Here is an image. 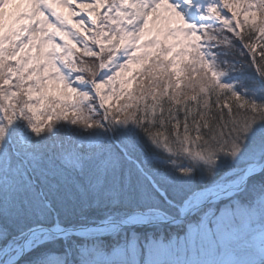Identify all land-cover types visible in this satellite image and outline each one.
I'll use <instances>...</instances> for the list:
<instances>
[{
    "label": "rangeland",
    "instance_id": "rangeland-1",
    "mask_svg": "<svg viewBox=\"0 0 264 264\" xmlns=\"http://www.w3.org/2000/svg\"><path fill=\"white\" fill-rule=\"evenodd\" d=\"M185 2L189 3L188 0H170L186 23L197 27L211 22L208 20L210 7L219 2L223 4V0H193V4L185 7ZM81 15L88 24L86 14ZM221 15L231 18L232 12L223 9ZM49 19L55 22L54 18ZM198 35L207 41L202 33ZM209 35L216 37L209 50L217 55L218 70L224 73L222 82L233 87L238 83L239 91L251 94L263 106L264 77L257 74L255 65L250 62V53L242 47L243 41L226 29L222 30L219 21L213 24ZM250 64L255 71L250 69ZM73 86H76L75 81ZM89 103L96 107L98 100ZM112 106L115 108L116 104L113 102ZM102 112L103 109L97 107L95 113H89L94 126L84 121L74 123L72 119H62L54 121L39 134L23 117L12 122V132L0 116V125L6 129L0 140V213L3 212L0 214V256L3 253L8 254L7 258L9 254L13 255L30 229L18 236L11 235L19 228L23 230L27 221L36 222L38 215H42L40 210L47 207L54 213L55 223L50 228L126 222L137 217L139 212L148 225L110 230L113 232L108 235L110 241L105 236L94 235L92 238L53 236L37 242L29 253L13 264H264V170L251 175L241 193L217 203L205 197L200 203L201 208H196L195 201L191 212L184 214L183 207L207 188L190 194L182 205L171 201L163 190L165 196L156 190L143 163L129 155L108 126V123L116 126L119 135L131 147H136L144 163L153 162L159 169L160 165L165 166V177L159 176L166 179L175 196L180 197L187 195L198 183L212 181L209 187L238 183L247 168L264 161V113L261 119L249 114L242 124L230 121L225 128L210 127L211 123L208 127L201 126L200 141L189 146L181 135L182 141L176 148L170 142L166 147L162 138L160 141L154 136L148 137L150 145L146 146L144 139L147 137L140 135L136 120H100ZM212 113H216L215 106ZM194 131L193 136L196 135ZM13 136L29 158L21 155L13 144ZM34 165L43 167L45 173L38 171L35 174ZM218 171H221L219 179L215 178ZM37 175L43 187L60 198L61 211L69 224L59 221L44 189L38 184ZM143 177L165 202L172 205L173 210L166 212L169 218L183 220V224L164 223L167 227L159 224L163 220L159 212L163 210L153 204L152 191ZM66 201L72 206L68 207ZM78 201L86 209L81 216L79 210L71 209ZM154 205L157 209L151 207ZM139 206L142 208L138 209ZM23 214L27 217H21ZM101 214L108 215L103 217ZM11 220H14L13 224ZM169 229L172 230L167 231ZM80 240L85 242L77 243ZM60 244L63 250H59ZM7 258H0V262L6 263Z\"/></svg>",
    "mask_w": 264,
    "mask_h": 264
},
{
    "label": "snow or ice",
    "instance_id": "snow-or-ice-1",
    "mask_svg": "<svg viewBox=\"0 0 264 264\" xmlns=\"http://www.w3.org/2000/svg\"><path fill=\"white\" fill-rule=\"evenodd\" d=\"M208 11L211 22L197 27L170 0H0V116L26 118L39 134L62 119L94 126L89 113L98 107L100 120L156 125L166 147L170 135L200 141L214 106L244 123L264 106L222 82L209 30L219 21L243 41L264 77V0H223ZM5 131L0 125V140Z\"/></svg>",
    "mask_w": 264,
    "mask_h": 264
},
{
    "label": "trees",
    "instance_id": "trees-1",
    "mask_svg": "<svg viewBox=\"0 0 264 264\" xmlns=\"http://www.w3.org/2000/svg\"><path fill=\"white\" fill-rule=\"evenodd\" d=\"M247 34L245 35V40H247ZM250 69H252V71H255V70H253L254 69V67H253V65H251L250 64ZM255 74V73H254ZM236 86H238V83H235V85H234V89H235V87ZM235 91H239V88H237L236 87V89H235ZM238 93H241L246 99H248L250 102H254V103H256L257 105H260V103L261 102H259V101H257V100H259V99H257V98H253L252 96H251V94H249L248 95V93L247 92H243V91H239ZM264 106V105H263ZM224 112L223 113H221V112H216V113H212V118L211 119H209V125H210V123H211V125H210V127L212 126L213 128H221V126H228V124H230L229 122L230 121H233V117L232 116H230L228 113H227V110L225 109V110H223ZM262 113H264V108H262V110L260 111V112H256V113H251L250 112V114H252L253 115V117L255 118V119H261V115H262ZM218 115V116H217ZM232 115L233 116H236L237 115V113H236V107H235V102H233V112H232ZM180 118H181V120L183 119V113L181 112L180 113ZM213 121V122H212ZM137 122V121H136ZM216 123V124H215ZM150 124V125H149ZM215 124V125H214ZM10 125V128H11V130H12V132L14 131V129H13V124L11 123V124H9ZM138 125H139V127H138ZM108 126L110 127V129L114 132V135L116 136V139L120 142V144H122V146H125V148L127 149V151H128V153H129V155H131V157H133V158H135V159H137L139 162L141 161L142 163H143V165H144V167H145V169H146V171L148 172V174L150 175V176H152V178H153V180L155 181V183L158 185V187L161 189V190H163L165 193H166V195H167V197L171 200V201H173V202H175V203H177L178 205H182L183 204V202H184V200H186L188 197H189V195L190 194H192V193H194L196 190H198V189H204V188H208L209 186H211L212 185V181H209V182H203V183H198L196 186H194L193 188H192V190L187 194V195H185V196H180V197H178V196H175V194L173 193V191L171 190V187H170V185L166 182V179H164V178H162L161 176L163 175V177H165V174H164V169L166 168L165 166H163V165H160L161 166V168L159 169V168H157L156 166H155V164H153V162L152 163H149V162H146V163H144L143 161H142V159H141V157H139L138 156V154H137V151L138 150H136V147H131L130 146V144L127 142V140L122 136V135H119V132H118V130H117V128H116V126L113 124V123H108ZM137 127L139 128V132H140V135H142V136H144V137H147V138H145L144 139V144H146V146H148V145H150L149 143H148V141L150 142V139H148V137H153L154 135H153V131H156L157 129H155V125H153L152 123H150V122H145V121H140V122H137ZM202 127H203V125H202ZM224 127V128H225ZM152 129H154L153 131H151ZM194 131V130H193ZM11 132V133H12ZM195 132V131H194ZM164 134H167V135H170L168 132H166L165 131V133ZM12 140H13V144H15V146L18 148V150H20V153H21V155L22 156H24V157H28L29 158V156H28V154H27V152H26V150H24L23 149V147H20V143H18V140H17V138H15L14 136L12 137ZM180 140L182 141V139L181 138H179V137H175V136H173L172 138H171V135H170V139H169V141L168 142H170V143H172V144H170V145H172L173 147H176L177 148V146L176 145H178V143L180 142ZM127 144V145H126ZM131 147H129V146ZM142 148H144V146H142ZM119 151V150H118ZM182 162H184V160L182 161ZM263 162V161H262ZM258 163H261V161H259ZM150 164V165H149ZM152 165V166H151ZM185 166H186V164H185ZM152 167H154V168H152ZM42 168L43 167H41V166H36V165H34V170H35V174L37 173L38 174V171H41V172H43V173H45L43 170H42ZM157 168V169H156ZM220 174H221V171H218V172H216V174H215V178H217V179H219L220 178ZM142 175V174H141ZM159 175H161V176H159ZM37 181H38V184H40V186L44 189V191H45V194L47 195V197H48V202H50V204H51V207H52V209L54 210L55 209V214L57 215V217H58V219H59V221H61V222H66V223H68L69 224V222L70 221H68V220H65L64 219V211L62 210L61 211V208H60V204H61V202L59 201L60 200V198L58 199V198H56V197H54L53 195H52V192L51 191H48L46 188H44L43 187V185H42V183L40 182V180H39V175H37ZM143 179H144V181L148 184V186H149V189H151V193H152V195H153V204L154 203H156V204H158L162 209L161 210H163V211H165V212H171V209L173 208L172 207V205L171 204H169L168 202H165V200L163 199V197L159 194V193H157V191L147 182V180H146V178H144L143 177ZM90 197V196H89ZM55 198L57 199V200H55ZM91 198V197H90ZM84 201H87V199H83ZM66 204L68 205V207H71L72 205L71 204H69V202H67L66 201ZM152 204V205H153ZM73 207L71 208V209H73V211H75V209H77V210H79V215L81 216L85 211H86V209H85V207L82 205V203H80L79 201L78 202H74L73 203ZM152 208H156L157 209V207H155V205L154 206H151ZM140 208H142V207H140L139 206V208L138 209H140ZM168 210V211H167ZM173 210V209H172ZM40 214H42L41 216H39L38 215V220H36V222H29V221H27L26 222V224L22 227V228H24L23 230L21 229V228H19L20 230H18V231H16V232H14L12 235H11V237L12 236H18V235H20L21 233H23V232H25L26 230H29V229H31V228H33V227H35V226H39V225H46V226H51V225H53L54 223H55V220H54V213L50 210V208H47V207H45V208H42L41 210H40ZM72 211H70V213H71ZM2 214H3V212H1ZM0 213V214H1ZM26 214H23L21 217H27V216H25ZM103 217H106L107 215L106 214H101ZM100 216V215H99ZM99 216L98 217H96V218H99ZM175 216V215H174ZM73 217H74V215H73ZM103 217H100V218H103ZM12 222H11V224H13V222H14V220H11ZM77 222V221H76ZM11 226V225H10ZM165 227H167V226H165ZM141 229V228H140ZM173 229V228H172ZM172 229H170V230H172ZM141 230H146V228H143V229H141ZM169 230V231H170ZM174 230V229H173ZM106 240L107 241H110V237H107L106 238ZM81 242H83V241H77V243H80L81 244ZM106 244H107V242H106ZM69 245V244H68ZM110 245H113V243H110ZM63 245L62 244H60V248H59V250H63ZM102 249H106V248H102Z\"/></svg>",
    "mask_w": 264,
    "mask_h": 264
},
{
    "label": "bare ground",
    "instance_id": "bare-ground-1",
    "mask_svg": "<svg viewBox=\"0 0 264 264\" xmlns=\"http://www.w3.org/2000/svg\"><path fill=\"white\" fill-rule=\"evenodd\" d=\"M192 1L193 0H191L190 3L193 4L194 2ZM190 3L185 2L184 3L185 7H188ZM256 170L257 168L254 166H250L249 168H247V170L244 173V176L238 183L232 182L227 185H220V186L217 185L213 187H208L207 189L203 190V192L198 194L194 201H190L189 203H187L188 205H185V207H183L182 209L183 213L185 214L186 212L187 213L191 212V209H193V202L195 201H197L196 208L198 207L201 208L203 205H201L200 203L205 197L208 200H210L212 203H217L223 198L226 199V198L237 195L238 193H240L242 190L246 188L247 182L250 180V176ZM196 208L194 210H197ZM163 213H164L163 211L162 213L159 212V217L163 219H168L169 213L168 214H166V212L164 214ZM139 214H137L138 215L137 217L131 218L130 220L126 222L117 223V222L107 221V222L97 224L96 226H80V227H74V228H65V227L62 228L61 227L60 228V227H56L55 225V227L50 228L49 226L40 227L42 225H39V227L37 226L33 227L25 234L22 245L16 246V249L13 255L9 254L7 258L8 254L3 253L0 256V258H7V261H5L6 263L0 262V264L15 263V261L19 259V257H24L27 253H29L34 248L37 242L45 241L46 239L51 238L53 236H57L61 238H66L71 235H74V237H78V238H92L93 235L103 237V236L108 235V232H110V230L114 231L116 228L119 229L123 225H129V227L130 226L132 227V226H136L140 224H145L146 219L144 218V216L143 217L140 216L143 214H140V215Z\"/></svg>",
    "mask_w": 264,
    "mask_h": 264
},
{
    "label": "water",
    "instance_id": "water-1",
    "mask_svg": "<svg viewBox=\"0 0 264 264\" xmlns=\"http://www.w3.org/2000/svg\"><path fill=\"white\" fill-rule=\"evenodd\" d=\"M130 159V158H129ZM149 179H150V181H151V183H152V185L156 188V190L157 191H159L162 195H164L163 193V191L157 186V184L153 181V179H151V177H148ZM165 196V195H164ZM19 259H20V257H19ZM18 260V259H17ZM10 264H12V263H10Z\"/></svg>",
    "mask_w": 264,
    "mask_h": 264
}]
</instances>
